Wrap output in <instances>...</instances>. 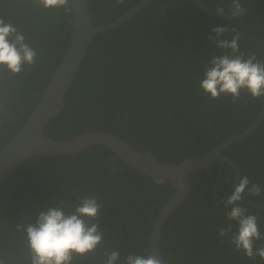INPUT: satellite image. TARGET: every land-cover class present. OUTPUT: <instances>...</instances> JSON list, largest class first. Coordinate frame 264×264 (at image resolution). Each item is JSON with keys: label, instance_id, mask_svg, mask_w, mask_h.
Wrapping results in <instances>:
<instances>
[{"label": "trees", "instance_id": "16d2710c", "mask_svg": "<svg viewBox=\"0 0 264 264\" xmlns=\"http://www.w3.org/2000/svg\"><path fill=\"white\" fill-rule=\"evenodd\" d=\"M137 1L116 5L114 0H88L91 22L113 21ZM201 1L215 11L223 4L229 13L230 0ZM240 2L243 7L246 0ZM0 17L23 32L37 52L36 62L18 74L0 68L1 148L34 108L67 49L72 20L63 8H44L37 0H0ZM217 26L236 27L241 50L264 59V0H254L233 19L205 14L190 0H154L123 25L94 35L44 134L61 140L84 131H109L141 153L177 163L243 130L255 118L262 97L242 94L233 104L230 96L213 100L198 87L203 64L217 52L206 39ZM224 35L231 38V33ZM262 121L223 153L236 162L240 176L247 174L264 189ZM209 166L213 181L204 168L188 175L189 193L162 224L161 256L169 264H264L258 256L249 259L234 251L228 237L223 242L217 237L219 227L233 223L226 220L220 201L230 194L233 177L219 160ZM173 192L174 182L141 175L102 145L27 158L0 182V261L30 264L25 233L17 225L33 221L41 208L58 200L71 211L86 195L99 198L95 222L104 240L94 252L75 256L72 264H103L105 250L112 248L119 249L121 258L128 252L144 254L149 252L152 221ZM246 197L264 204V193ZM240 203L258 216L264 232V209ZM235 230L233 224L228 235Z\"/></svg>", "mask_w": 264, "mask_h": 264}, {"label": "clouds", "instance_id": "9594fccd", "mask_svg": "<svg viewBox=\"0 0 264 264\" xmlns=\"http://www.w3.org/2000/svg\"><path fill=\"white\" fill-rule=\"evenodd\" d=\"M37 2L44 8H63L66 13L74 12L73 0ZM114 3L124 5L126 0H114ZM216 11L223 14L226 9L220 4ZM227 11L234 17L242 15L240 0H230ZM211 31L214 35H208L206 39L217 52L202 66L199 89L213 100L222 95L230 96L233 104L241 99L242 94L252 99L264 97V59H258L254 52L241 50V33L236 27L217 26ZM225 33H231V38L225 37ZM36 58V49L26 42L24 33L0 17V68L18 74L25 65H33ZM262 193L264 189L260 184L252 182L244 174L234 184L230 194L220 197L224 216L233 223L219 227L217 237L221 242L228 237L233 250L242 252L249 259L257 256L264 259V232L260 230L258 216L249 214L248 207L241 206L240 202L243 196L260 197ZM100 207L97 196H84L72 206L71 211H66L64 201L58 200L41 208L33 221L17 225L18 230L25 233L30 264H72L75 256L94 252L104 240V233L95 222ZM233 224L236 230L229 236ZM257 242H260L259 246ZM103 264H169V260L150 252H128L121 258L119 249L112 248L105 250Z\"/></svg>", "mask_w": 264, "mask_h": 264}, {"label": "water", "instance_id": "95a60500", "mask_svg": "<svg viewBox=\"0 0 264 264\" xmlns=\"http://www.w3.org/2000/svg\"><path fill=\"white\" fill-rule=\"evenodd\" d=\"M152 1L154 0H139L113 21H108L104 24H93L90 11L88 10V0H73L74 12L71 13L72 30L69 45L49 76L32 111L14 135L0 148V182L27 158L68 155L97 145L106 146L121 161L141 175L149 176L155 181L164 182L169 180L174 182V192L159 209L152 221L149 233V252L159 257L161 256L160 238L162 224L170 212L189 193L190 181L188 175L191 172L200 167L208 170L209 162L218 159L231 167L233 185L238 183L240 177L239 168L232 158L223 153V150L231 143L243 140L258 127L264 117V99L256 117L242 131L225 137L223 141L197 157L177 163L162 162L148 154L141 153L121 137L109 131H84L72 138L61 140L44 134V129L48 125L50 118L58 110L63 97L71 86L88 44L93 40L94 35L123 25ZM190 1L206 14L220 18L234 17L231 12L217 13V11L209 8L201 0ZM253 2L254 0H248L247 4L242 7L243 12ZM241 201L255 208L264 209V204L246 196H243Z\"/></svg>", "mask_w": 264, "mask_h": 264}, {"label": "flooded vegetation", "instance_id": "af4514ba", "mask_svg": "<svg viewBox=\"0 0 264 264\" xmlns=\"http://www.w3.org/2000/svg\"><path fill=\"white\" fill-rule=\"evenodd\" d=\"M139 1V0H138ZM137 1V2H138ZM247 2H248V0H246V3L244 4V6L247 4ZM193 3V2H192ZM133 6V5H132ZM243 6V7H244ZM249 8V7H248ZM247 8V9H248ZM129 9V8H128ZM127 9V10H128ZM244 13V12H243ZM206 14V13H205ZM209 15V14H208ZM213 16V15H212ZM214 17H216V16H214ZM216 18H220V17H216ZM233 18H235V17H233ZM233 18H221V19H233ZM263 99H264V97H262V100H261V104H260V107H261V105H262V102H263ZM259 110H260V108H258V112H259ZM258 112L256 113V115L258 114ZM256 117V116H255ZM263 119H264V117H263ZM262 119V120H263ZM263 122V121H262ZM262 122H260V123H262ZM209 150V149H208ZM214 160H218V159H214ZM211 161H213V160H211ZM210 163V162H209ZM221 163H225V162H222L221 161ZM111 164L114 166V169H116V165H115V162L113 161V160H111ZM226 164V163H225ZM228 165V164H227ZM219 166L221 167V165L219 164ZM229 166V165H228ZM230 167V166H229ZM201 168H204V167H200V168H198V169H201ZM208 170H206V168H204L206 171H207V173L209 174V176H210V178H211V180L213 181V178H212V174H211V169H210V166H209V164H208ZM231 168V167H230ZM197 169V170H198ZM231 171H232V169H231ZM219 172H221V171H219ZM232 177H233V172H232ZM189 181H191V178L189 177ZM192 184V183H191ZM234 186V185H233ZM243 202V201H242ZM216 211L217 212H219L217 209H216Z\"/></svg>", "mask_w": 264, "mask_h": 264}]
</instances>
